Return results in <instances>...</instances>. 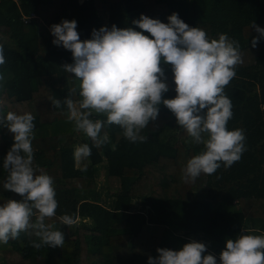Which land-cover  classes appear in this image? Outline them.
Wrapping results in <instances>:
<instances>
[{"label": "trees", "instance_id": "obj_1", "mask_svg": "<svg viewBox=\"0 0 264 264\" xmlns=\"http://www.w3.org/2000/svg\"><path fill=\"white\" fill-rule=\"evenodd\" d=\"M173 12L210 39L227 34L246 60L224 89L233 112L227 128L244 131L246 150L231 167L221 164L216 173H202L194 183L183 181V169L203 145L192 142L163 104L155 125L142 130L145 142H129L118 125H110L105 128L110 142L97 148L74 130L63 99L77 80L62 68L73 62L72 54L54 45L50 32L52 24L75 20L82 41L91 38L93 29L113 24L151 38L132 21L143 14L167 23ZM253 22L264 28V0H0L6 61L0 73L10 74L0 87V117L8 111L30 112L35 138L56 137L54 146L33 148L34 165L54 179L58 208L47 220L61 224L60 216L68 214L77 221L64 234L62 248H34L32 242L39 243L40 237L31 229L0 243V264H148L149 256H158L157 248L179 250L191 240L204 243L219 264L227 239L264 236V38L252 47L253 37H259ZM161 66L169 83L164 97L172 98L171 68ZM53 98L61 100V108L53 107ZM12 143V134L0 126V204L21 198L2 187L3 159ZM84 143L91 155L76 165L74 149ZM83 164L86 172L79 170ZM101 168L118 181L115 189L97 186Z\"/></svg>", "mask_w": 264, "mask_h": 264}, {"label": "clouds", "instance_id": "obj_2", "mask_svg": "<svg viewBox=\"0 0 264 264\" xmlns=\"http://www.w3.org/2000/svg\"><path fill=\"white\" fill-rule=\"evenodd\" d=\"M168 22L143 14L133 24L151 34L144 35L132 27L93 29L91 38L81 40L75 20H62L50 26L52 43L70 50L73 62L65 63L66 73L74 74L79 83L63 99L67 119L74 130L82 132L99 148L110 142L106 126L118 125L123 137L132 143L145 142L142 134L159 116L163 104L175 116L176 124L184 129L193 143L203 150L188 159L183 169L185 183H194L203 173H216L221 164L231 167L241 159L245 148L242 129L229 130L232 102L224 89L236 76L235 69L242 56L239 44L227 34L210 39L205 30L190 27L173 12ZM251 27L259 34L253 37L252 47L264 38V28L254 22ZM0 44V65L5 64ZM163 65L170 66L176 95L165 98L169 91L168 77ZM5 76L0 73V82ZM79 99L74 100L73 95ZM53 107L61 108V100L53 98ZM105 119H93V116ZM35 117L30 112L17 114L8 111L0 117V126L13 137V143L3 159L6 173L2 187L21 198L8 199L0 204V243L7 244L23 231L33 230L42 246L64 247V233L46 224L56 215L54 179L38 165H34ZM113 150L115 145H112ZM91 155L87 143L74 149V160L80 164ZM79 170L87 171V164ZM219 179V177H217ZM34 218V219H33ZM61 224L72 227L76 219L68 214L60 216ZM158 256L148 257V264H218L216 257L207 254L206 245L191 240L179 249L157 248ZM219 264H264V236L241 234L227 239L219 254Z\"/></svg>", "mask_w": 264, "mask_h": 264}, {"label": "rangeland", "instance_id": "obj_3", "mask_svg": "<svg viewBox=\"0 0 264 264\" xmlns=\"http://www.w3.org/2000/svg\"><path fill=\"white\" fill-rule=\"evenodd\" d=\"M106 20V19H105ZM244 54H242V61L245 62V57L243 56ZM5 76V80L8 79L10 77V74L7 72V71H4L2 72ZM3 82H0V87L2 85ZM79 83V81L77 80V84ZM66 136V135H65ZM40 138H35L33 139L32 141V146L33 148H37L39 146H49L51 144H54L56 145L57 144V139L56 137L53 138H48V139H41L39 140ZM65 139V138H64ZM76 146V145H75ZM76 165H80L76 162ZM95 180L97 182V186L99 188H102V189H109V190H113L115 189L117 186H118V181L116 179H113V178H107V176L105 175V171L104 169H99L98 171V174L95 175ZM47 220V219H46ZM47 224H51L53 226V229H58L60 230L61 232H63L65 235L67 234H70L71 232V227H67L66 225L64 224H54L51 223L50 220H47L46 221Z\"/></svg>", "mask_w": 264, "mask_h": 264}, {"label": "crops", "instance_id": "obj_4", "mask_svg": "<svg viewBox=\"0 0 264 264\" xmlns=\"http://www.w3.org/2000/svg\"><path fill=\"white\" fill-rule=\"evenodd\" d=\"M54 137H55V136H51V137H42V138H40L39 140H41V139H48V138H53V139H54ZM49 146H54V144H51V145H49ZM40 147H47V146L43 145V146H39V147H37V148H40Z\"/></svg>", "mask_w": 264, "mask_h": 264}, {"label": "built area", "instance_id": "obj_5", "mask_svg": "<svg viewBox=\"0 0 264 264\" xmlns=\"http://www.w3.org/2000/svg\"><path fill=\"white\" fill-rule=\"evenodd\" d=\"M30 17H34V14H32ZM30 17H28V18L23 17V19H24L25 21H27Z\"/></svg>", "mask_w": 264, "mask_h": 264}]
</instances>
